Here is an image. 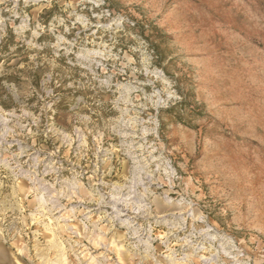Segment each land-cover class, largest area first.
<instances>
[{"label": "rangeland", "instance_id": "rangeland-1", "mask_svg": "<svg viewBox=\"0 0 264 264\" xmlns=\"http://www.w3.org/2000/svg\"><path fill=\"white\" fill-rule=\"evenodd\" d=\"M0 252L264 264V0H0Z\"/></svg>", "mask_w": 264, "mask_h": 264}, {"label": "crops", "instance_id": "crops-1", "mask_svg": "<svg viewBox=\"0 0 264 264\" xmlns=\"http://www.w3.org/2000/svg\"><path fill=\"white\" fill-rule=\"evenodd\" d=\"M0 264H20L16 256L10 252H0Z\"/></svg>", "mask_w": 264, "mask_h": 264}, {"label": "bare ground", "instance_id": "bare-ground-1", "mask_svg": "<svg viewBox=\"0 0 264 264\" xmlns=\"http://www.w3.org/2000/svg\"><path fill=\"white\" fill-rule=\"evenodd\" d=\"M121 215H123V214H121Z\"/></svg>", "mask_w": 264, "mask_h": 264}]
</instances>
